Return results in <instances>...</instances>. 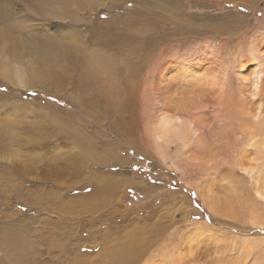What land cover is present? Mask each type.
Listing matches in <instances>:
<instances>
[{"label": "rangeland", "instance_id": "374dc122", "mask_svg": "<svg viewBox=\"0 0 264 264\" xmlns=\"http://www.w3.org/2000/svg\"><path fill=\"white\" fill-rule=\"evenodd\" d=\"M72 1L0 0V264H264V0Z\"/></svg>", "mask_w": 264, "mask_h": 264}, {"label": "bare ground", "instance_id": "6f19581e", "mask_svg": "<svg viewBox=\"0 0 264 264\" xmlns=\"http://www.w3.org/2000/svg\"><path fill=\"white\" fill-rule=\"evenodd\" d=\"M48 1H51V3L55 2L56 0H48ZM230 1V0H229ZM235 1V0H234ZM238 1H244L243 3H246V4H252V3H255L254 1L255 0H238ZM69 2V1H68ZM67 2V3H68ZM71 4L70 5H73V1L70 0ZM37 3L38 4H42L41 0H37ZM45 3V2H44ZM57 3V2H56ZM55 3V5H56ZM37 4V5H38ZM59 4V3H57ZM36 5V3H35ZM42 6V5H40ZM59 7V6H58ZM42 8V7H41ZM55 8V7H54ZM57 8V7H56ZM71 8V7H70ZM3 10V9H2ZM41 11V12H40ZM40 11H36L38 12V14H43L44 13V10L43 8L40 9ZM50 11V10H49ZM71 11V10H70ZM9 12V11H8ZM55 12V11H54ZM2 14L4 16L7 17L8 13L5 12V10H3ZM10 15V14H9ZM54 16V15H53ZM5 31L4 30H0V44H2V39L3 37L5 36V34H3ZM4 35V36H3ZM6 37V36H5ZM9 38V37H8ZM10 40V39H8ZM75 41V40H74ZM10 42V41H9ZM14 45H18L20 44L19 43V40L17 42V40L15 39L14 41ZM73 42V41H72ZM11 43V42H10ZM12 44V43H11ZM21 45V44H20ZM77 45H79V43L77 42ZM19 46V45H18ZM21 46H24V45H21ZM2 47V46H1ZM27 47V46H26ZM65 49H64V52H66L68 50L67 48V45L64 46ZM71 47V46H70ZM73 49V46L71 47ZM13 49V48H12ZM24 50V49H22ZM12 51V50H11ZM17 53V52H16ZM20 53H22L20 51ZM23 54V53H22ZM35 54V53H34ZM71 54V53H70ZM20 55V54H18ZM72 55V54H71ZM64 56H65V60L66 62H70L69 60H73L76 56H78L77 54L75 56H68V54L64 53ZM76 60V59H75ZM255 71V70H254ZM252 72V71H251ZM257 72V71H256ZM189 73V72H188ZM261 74V73H260ZM211 82V81H210ZM213 83V81L211 82ZM261 79H260V76L257 74V76L255 77V84H254V91H255V95H260L261 91H262V86H261ZM169 87L171 85H168ZM168 88V87H167ZM171 88V87H170ZM167 99L169 100V103H168V107H171V104L175 105L168 97ZM173 100V99H172ZM177 107V106H176ZM172 108V107H171ZM172 111H177L178 109L176 108H172L171 109ZM194 119V115L192 114V117L190 116V119H183L181 118L180 116H177V114H172V116L168 115V114H164L160 121L158 122V128L156 129L157 133H156V142L160 145L162 143H164L165 145H167L168 143L172 142V141H176V142H181V144H185L187 143L188 141H190V138H195L196 135H197V128H196V124H195V121L193 120ZM197 122V121H196ZM190 134V135H189ZM190 136V137H189ZM194 141V140H193ZM191 143V142H190ZM189 145V143H188ZM188 145H185V146H188ZM185 148V147H183ZM75 174V173H74ZM213 208V207H211ZM217 208V207H216ZM214 209V208H213ZM214 211V210H212Z\"/></svg>", "mask_w": 264, "mask_h": 264}, {"label": "trees", "instance_id": "16d2710c", "mask_svg": "<svg viewBox=\"0 0 264 264\" xmlns=\"http://www.w3.org/2000/svg\"><path fill=\"white\" fill-rule=\"evenodd\" d=\"M193 194H194V193H193ZM194 195H195V194H194ZM195 196H196V195H195ZM191 197L194 198L192 194H191ZM193 200H195V203H196L197 207H198L200 210H204V209H203V204H202L201 200L199 199V197L196 196L195 199H193Z\"/></svg>", "mask_w": 264, "mask_h": 264}, {"label": "crops", "instance_id": "0c3cea01", "mask_svg": "<svg viewBox=\"0 0 264 264\" xmlns=\"http://www.w3.org/2000/svg\"><path fill=\"white\" fill-rule=\"evenodd\" d=\"M76 36H77V34H76ZM76 36H75V37H76ZM75 39L78 40L77 37H76ZM76 40L74 41V39H73V42H74V43H77ZM74 43H73V44H74ZM74 45H76V44H74ZM73 47H74V46H73ZM81 49H82V48H81ZM78 57H79V56H76L72 61H71V60H69V61H70V62H73L75 59L77 60ZM76 60H75V61H76ZM66 63H67V62H66Z\"/></svg>", "mask_w": 264, "mask_h": 264}]
</instances>
